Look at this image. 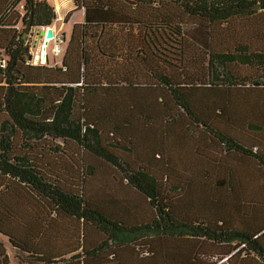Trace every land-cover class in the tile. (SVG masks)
I'll list each match as a JSON object with an SVG mask.
<instances>
[{"label": "trees", "instance_id": "16d2710c", "mask_svg": "<svg viewBox=\"0 0 264 264\" xmlns=\"http://www.w3.org/2000/svg\"><path fill=\"white\" fill-rule=\"evenodd\" d=\"M73 2L77 11H84L85 21L74 26L62 64L34 65L23 38L26 25L32 18L35 28L52 27L55 9L45 0H0V113L5 117L0 133V264H11L5 242L19 253L21 264H132L133 250L124 257L121 251L149 234L157 244L148 246L155 250L143 252L137 264H264V51L250 53L239 46L215 61L210 55V83L197 84L195 95L190 94L194 84L178 87L156 70L166 65L168 47L184 38L183 15L198 22L193 33L211 38L222 23L264 13V0ZM216 60L257 64L256 73L247 79L229 74V80L220 79L213 72ZM136 63L166 87L185 116L169 113L159 120L142 107L135 111L134 104L164 109L168 104L154 88L133 87L126 70ZM88 67L100 83L87 89ZM231 88L249 92L250 101L245 94L237 99ZM124 104L133 105L123 111ZM248 107L257 112L249 116ZM176 132L186 133L187 139L176 138ZM14 133L31 143L28 152H15ZM44 138L74 144L80 149L77 157L83 153L118 170L154 211L152 222L128 226L120 211L106 209L121 208L124 202L88 201L73 181L77 175L85 183L90 166L59 149L51 156L36 153ZM183 151L187 159H195L183 165L196 167L191 172L199 174V185L188 176L172 183ZM157 172L166 174L169 197L163 196ZM209 185L219 195L203 199L200 194L198 199L192 191ZM174 192L183 193L175 197ZM207 240L223 247V261L200 258ZM236 257L241 259L233 261Z\"/></svg>", "mask_w": 264, "mask_h": 264}, {"label": "rangeland", "instance_id": "374dc122", "mask_svg": "<svg viewBox=\"0 0 264 264\" xmlns=\"http://www.w3.org/2000/svg\"><path fill=\"white\" fill-rule=\"evenodd\" d=\"M165 1V0H164ZM173 1V0H171ZM50 3H52V0H49ZM172 3V2H171ZM159 2H154L153 7H158ZM172 6V4H171ZM56 14H57V23L58 25L62 26V29L65 30L67 33V40L63 45L60 46V49L62 50L61 54H57L55 52V46L56 41L52 40L49 42V45L47 46L46 50V56L48 57V61L50 65H61L67 50L68 41L71 37L73 28L78 23H83L84 21V13L82 10L77 11L72 3L71 0H61V6L56 8ZM70 15V16H69ZM69 16V18H68ZM182 34L184 38H180L176 43H172L170 47H168V53L166 52V65H158L156 67V70L159 71L161 74L166 75L169 82H172L174 85L181 87L182 85H190L194 84V88L192 91H190V94L195 95L196 94V85L200 82L204 84H209L210 82L208 80L209 76L211 75V69L208 67L209 63V57L210 55L214 56L213 61H215V56L217 55H227V54H233L236 52L237 48L239 46H246L250 53H256L260 51H264V13H258L254 17L251 18H235L231 20L229 23H222L220 26H218V30H216L214 33H212V37L209 38L207 35L193 33V28L196 27L198 22L192 19H188L184 15L182 16ZM207 27H213V25L206 24ZM58 36V35H57ZM29 45H30V53L32 56V63L34 65H38L41 63V59L39 60L40 55L42 54L41 51H39L38 48H33L34 41L33 39H28ZM166 47V48H167ZM217 61V60H216ZM48 63V64H49ZM152 63L155 64V62L152 60ZM91 68V67H90ZM88 67L87 76L90 78L87 80V89L88 87H97L98 83H100L96 78L93 76L92 78V68L90 69ZM254 68H257V64L255 66H244L238 63H222L220 60L215 62V65L213 66V72L215 71L218 73L219 78L223 79L226 78L225 76L231 75L233 78H236L238 80L241 79H247L248 77H251L254 75ZM147 69H142V66L139 63L134 64V66L128 68L126 70L127 76H129L131 83L133 87L139 86L143 90H147V88H154L155 92L159 96H164L167 103L166 109L163 107L158 106L157 104H134L137 108L135 111H138L140 107H142L140 110L146 113L147 115L151 117H156V119H161V117L166 115L171 116H185L183 111L178 107L175 100L170 96L168 90L166 87H164L158 80L153 79L150 77V75L145 71ZM84 71V69H83ZM231 78V77H230ZM226 78V79H230ZM234 83V81L232 80ZM241 83V82H237ZM228 85V84H226ZM231 86V85H228ZM86 89V90H87ZM126 90V87L123 88ZM84 91L86 96L89 97L91 92ZM238 89L231 88V92L236 91ZM221 91V90H220ZM217 90V97L218 102L217 104H220V92ZM254 91V89H252ZM88 92V93H87ZM200 92V91H199ZM237 99H239V95L241 97L242 94H245V97L247 96V93L249 92H233ZM88 94V95H87ZM230 94V93H229ZM250 94V93H249ZM254 94V93H253ZM255 95V94H254ZM247 101H250L249 96H247ZM231 104H235L234 102H231ZM125 107H122L121 110L127 111L128 107L133 104H124ZM195 107V104H194ZM127 108V109H126ZM196 108V107H195ZM247 110V113L249 116H253L254 113L257 112V110L253 108H249ZM79 112V110H78ZM138 115V114H137ZM136 115V116H137ZM4 115L0 113V133L3 131L2 124L4 122ZM182 127H187L186 125H182ZM13 132V131H12ZM16 137V151L19 153H25L28 152L27 147L29 146V143L24 136L20 133H14ZM176 138H184L187 139L186 133L182 132H176L175 134ZM136 144L141 145L142 142L139 141V138H136ZM36 153H46L48 155H54L55 149H59L60 151H66L68 154L73 155L74 159L78 162H82V160L86 161V164L89 165V169H87V177L85 179V183L81 181V179H78V176L75 175L76 179L73 181V184H75V190L78 193H82L85 195L86 199L90 202H93L94 204H101L105 205L104 202L109 201L115 202V200H119L125 203V207L121 206H107L106 209H117L120 211L119 217L126 223L128 226L133 225H144V224H150L155 217L154 211L151 207H149L148 203L145 199H142L140 195H138L135 191H133L130 187L126 185V183L123 181L122 174L113 168L108 167L106 164L101 163L97 160H94L92 157H89L87 155H83V153H80L81 156L77 157L76 153L80 151V149L74 145V144H65L61 141H55L50 138H44L38 143ZM146 150H139L137 149V152L142 154ZM118 152V150H116ZM176 154H180V150H175ZM54 153V154H53ZM120 155H122L121 152H118ZM183 157L178 158L177 164L182 165L177 167V173H174L172 177V183H176V179H179L181 177H189L190 179L197 183L199 185V174L195 173L194 171L191 172V170H194L195 166H185L183 164H192L194 162V158H188L187 159V153L185 151L182 152ZM133 158V156H131ZM51 158L54 160L56 157H50L48 159L49 162H51ZM80 162H78L80 164ZM61 169V168H60ZM59 169V171H60ZM63 169V168H62ZM79 170V169H78ZM189 170V171H188ZM57 168L52 169L50 172L53 175V178L55 177V174H57ZM154 175L160 180V184L162 186V189L164 190L165 194H163L164 197H169V193L166 192L164 184H165V177L166 174L163 172H157ZM80 176L83 177V174L80 172ZM176 178V179H175ZM174 179V180H173ZM179 181V180H178ZM207 189L201 190L198 188L192 189V191H195L198 193V199L199 195L202 194L203 199L206 197H210L213 195V193L217 196L219 195L217 190H212L209 187H205ZM183 192H174L172 196H179ZM247 193V190H246ZM171 195V194H170ZM247 197V195H246ZM243 199L240 197V200ZM247 200V198H246ZM112 209V211H113ZM192 209V208H189ZM107 210V211H108ZM116 212V211H115ZM241 220V219H240ZM242 221V220H241ZM244 227H247V222L242 221L241 223ZM90 237L92 240L96 239V235L94 233L90 234ZM152 234H149L146 239L139 240L136 245L130 247V248H123V250L120 253V256H129L131 251L133 250V260L134 262L132 264H137L141 261L140 256H142L143 252L146 250H155L152 246V249L150 246H148L149 242H152L154 244L156 243V240L154 238H151ZM204 247L203 252L200 254V258L207 263H217L223 261L225 258L224 256H219L220 253L223 252V247H220L219 249L216 246H212L209 240L204 241ZM5 245L7 247V254L10 258L11 264H21L19 260V253L17 251H14L11 245L8 244V242H5ZM142 250V251H141ZM130 259V258H129ZM241 257H236L233 259V261H239ZM232 261V260H231Z\"/></svg>", "mask_w": 264, "mask_h": 264}, {"label": "water", "instance_id": "95a60500", "mask_svg": "<svg viewBox=\"0 0 264 264\" xmlns=\"http://www.w3.org/2000/svg\"><path fill=\"white\" fill-rule=\"evenodd\" d=\"M55 37L54 30L52 28H47L43 30V28H35L32 26V18L26 25L24 40L28 41V39H33L34 46L33 48H38L39 51H42L41 54V64H45L47 61L46 50L49 42L52 41Z\"/></svg>", "mask_w": 264, "mask_h": 264}, {"label": "crops", "instance_id": "0c3cea01", "mask_svg": "<svg viewBox=\"0 0 264 264\" xmlns=\"http://www.w3.org/2000/svg\"><path fill=\"white\" fill-rule=\"evenodd\" d=\"M48 4H50L54 9H55V12H56V8L60 7L61 6V0H52V3L49 2V0H45ZM74 7H75V4L73 2V0H71ZM76 9V8H75ZM83 11V10H82ZM84 13V11H83ZM56 17H57V14H56ZM69 18V16H68ZM57 20V19H56ZM84 21H85V15H84ZM83 21V23H84ZM83 23H78V24H83ZM59 23H57V21H55L54 25L50 28H52L54 30V33L55 35H58V36H63L65 38V41L67 40V33L65 32L64 29H62V26L58 25ZM77 25V24H76ZM73 32V31H72ZM72 35V34H71ZM71 38V37H70ZM70 40V39H69ZM69 42V41H68ZM41 56V55H40ZM47 62L49 63L48 61V57H47ZM50 64V63H49ZM54 65H57V64H54ZM244 136L247 137V131H245V133L243 134ZM250 162V161H249ZM251 163V162H250ZM212 164V172H216V166L218 165V163L215 161V159L212 160L211 162ZM204 169H202L201 171H203Z\"/></svg>", "mask_w": 264, "mask_h": 264}, {"label": "built area", "instance_id": "2783aa9c", "mask_svg": "<svg viewBox=\"0 0 264 264\" xmlns=\"http://www.w3.org/2000/svg\"><path fill=\"white\" fill-rule=\"evenodd\" d=\"M47 28H43V30H46ZM54 41H56V46H55V52L57 54H61L62 50L60 49V46L65 43V38L63 36H57L55 35Z\"/></svg>", "mask_w": 264, "mask_h": 264}, {"label": "bare ground", "instance_id": "6f19581e", "mask_svg": "<svg viewBox=\"0 0 264 264\" xmlns=\"http://www.w3.org/2000/svg\"><path fill=\"white\" fill-rule=\"evenodd\" d=\"M42 52V51H41ZM41 59V56L39 57V60Z\"/></svg>", "mask_w": 264, "mask_h": 264}]
</instances>
